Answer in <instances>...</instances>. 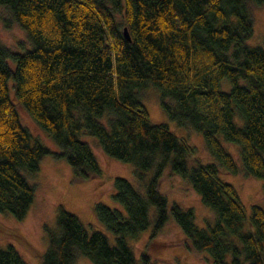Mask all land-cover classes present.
Wrapping results in <instances>:
<instances>
[{
	"label": "trees",
	"instance_id": "1",
	"mask_svg": "<svg viewBox=\"0 0 264 264\" xmlns=\"http://www.w3.org/2000/svg\"><path fill=\"white\" fill-rule=\"evenodd\" d=\"M250 2L264 4L0 0L31 41L22 51L0 42V211L18 219L28 213L35 187L26 173L37 172L46 154L65 158L79 178L100 175L85 134L95 136L106 154L132 162L142 187L117 176L112 197L121 207L96 203L113 242L59 204L56 225L45 226L42 264H73L78 253L93 264H157L147 252L137 257L130 243L150 225L152 207L153 233L172 216L188 238L184 244L208 251L214 263L264 264V208L253 203L248 214L235 186L220 176L223 169L264 177V46L247 43L254 33ZM224 78L231 82L229 90L222 88ZM148 85L159 88L172 120L202 133L217 162L189 165L195 148L166 123L150 119L140 99ZM17 103L59 151L33 136ZM220 135L239 146L241 166ZM167 165L213 211L206 226L195 222L192 207L169 203L160 191ZM0 264L27 263L9 243L0 244Z\"/></svg>",
	"mask_w": 264,
	"mask_h": 264
},
{
	"label": "rangeland",
	"instance_id": "2",
	"mask_svg": "<svg viewBox=\"0 0 264 264\" xmlns=\"http://www.w3.org/2000/svg\"><path fill=\"white\" fill-rule=\"evenodd\" d=\"M249 5L254 19V33L247 43L264 46V4L250 2ZM0 42L12 51H22L31 46L26 31L3 5H0ZM9 63L13 65L11 59ZM222 88L224 90L231 88L228 78L222 80ZM140 92V99L150 119L154 122L166 123L195 148L189 158L190 166L198 162H217L206 146L201 132L180 126L168 116L161 105L160 90L157 86L148 85ZM17 105L22 122L33 136L49 146L52 151H59V146L50 134L34 121L20 103ZM236 121L241 123L240 117H236ZM82 138L91 145L97 157L102 169L100 175L79 178L73 166L65 158L56 157L53 153L46 154L40 160L37 172L26 173L30 183L35 187L34 201L28 213L18 219L9 211H0V244L15 245L27 264H42V255L47 247L45 226L53 228L56 225L59 204L76 213L89 231L102 230L113 242L114 234L108 231L99 219L95 209L96 203L103 202L113 207H121L112 197L115 192L114 179L117 176L129 179L142 189L135 178V165L132 162L121 161L106 154L95 136L85 134ZM220 139L241 166L239 146L224 139L222 135ZM146 175L147 178L151 177L153 170H148ZM220 176L235 186L248 214L253 203L260 204L264 208V177L245 175L243 171L233 174L223 169L220 171ZM159 189L167 196L169 203L177 201L184 207H192L195 211V222L199 226H206L207 219L211 220L215 217L211 208L201 201L200 195L190 182L181 175L172 173L169 165L164 168ZM154 217L155 208L152 207L150 225L136 238L131 239L130 243L137 257L147 252L151 260L157 264H216L208 251L190 249L184 244L188 238L172 216L156 233H153ZM229 259L228 256L227 260ZM73 264H93V262L87 256L78 253Z\"/></svg>",
	"mask_w": 264,
	"mask_h": 264
},
{
	"label": "water",
	"instance_id": "3",
	"mask_svg": "<svg viewBox=\"0 0 264 264\" xmlns=\"http://www.w3.org/2000/svg\"><path fill=\"white\" fill-rule=\"evenodd\" d=\"M124 33H125V35H126L128 38H130V35H129V32H128L127 27H124Z\"/></svg>",
	"mask_w": 264,
	"mask_h": 264
}]
</instances>
